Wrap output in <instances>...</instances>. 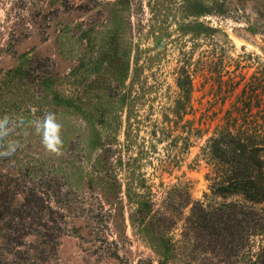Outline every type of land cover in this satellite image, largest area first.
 I'll return each instance as SVG.
<instances>
[{"label": "rangeland", "instance_id": "rangeland-1", "mask_svg": "<svg viewBox=\"0 0 264 264\" xmlns=\"http://www.w3.org/2000/svg\"><path fill=\"white\" fill-rule=\"evenodd\" d=\"M263 11L264 0H0L8 139L19 141L24 116L54 112L63 126L59 156L27 135L35 159L64 176L70 201L40 264H242L198 249L185 219L194 201H224L200 149L208 137L229 115L264 118ZM40 64L57 76L52 90L29 82ZM21 169L0 159V173Z\"/></svg>", "mask_w": 264, "mask_h": 264}, {"label": "trees", "instance_id": "trees-1", "mask_svg": "<svg viewBox=\"0 0 264 264\" xmlns=\"http://www.w3.org/2000/svg\"><path fill=\"white\" fill-rule=\"evenodd\" d=\"M261 15L264 17V11ZM259 26L264 33V19ZM26 74L30 84L48 90L57 79L42 64ZM189 83H178L184 96L190 94ZM188 102L185 98L184 109ZM70 107L76 109L77 105ZM92 107L96 112L101 110L99 105ZM96 120L93 115L88 118L89 123ZM20 122L24 133L19 136L18 150L11 158H0L22 166L14 175L0 173V264H40L56 248L64 231L66 214L62 206H70L67 192L62 190L64 176L57 175V168H44L42 161L35 159L32 137L27 138L29 121L24 116ZM226 123L200 148L218 176L212 192L224 201L214 205L194 201L185 219L186 234L194 237L198 249L223 255L226 259L222 262L237 263L241 257L242 264H264V209L259 207L264 202V118L229 115ZM104 151L107 153V149ZM106 153L98 162L108 161ZM231 196L240 198L226 199ZM143 207H149L148 202L138 203L136 211L142 213ZM31 235L35 241L27 242Z\"/></svg>", "mask_w": 264, "mask_h": 264}, {"label": "clouds", "instance_id": "clouds-1", "mask_svg": "<svg viewBox=\"0 0 264 264\" xmlns=\"http://www.w3.org/2000/svg\"><path fill=\"white\" fill-rule=\"evenodd\" d=\"M62 124L54 112H47L29 122V128L40 137L42 147L48 153L61 155L63 141ZM15 128L9 116L0 117V158H11L19 148V142L8 139Z\"/></svg>", "mask_w": 264, "mask_h": 264}]
</instances>
